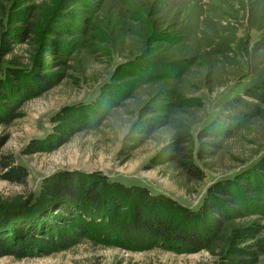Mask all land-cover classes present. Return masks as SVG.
Wrapping results in <instances>:
<instances>
[{
    "label": "trees",
    "instance_id": "trees-1",
    "mask_svg": "<svg viewBox=\"0 0 264 264\" xmlns=\"http://www.w3.org/2000/svg\"><path fill=\"white\" fill-rule=\"evenodd\" d=\"M196 5L0 0V125L12 123L24 101L74 79L79 85L97 83L98 93L87 103L66 106L58 130L41 150L51 151L76 133L110 127L127 114L119 128H126L119 158L127 160L155 140L158 149L149 166L162 167L186 192L201 185L214 160L229 156L240 163L207 188L197 210L163 194L148 196L145 206L134 197L147 194L145 188L107 183L96 173L56 172L37 194L0 202V256L52 253L96 236L128 249L205 248L224 264H254L238 243L257 231L251 216L264 214V42L249 48L253 32L264 36V0H210L211 11L202 16ZM193 27L191 37L187 30ZM21 44L26 61L17 55L5 60ZM91 62L104 71L89 73ZM245 79L252 83L244 94L195 135L206 113L196 94ZM113 129L118 136L120 130ZM235 143L241 153L233 156ZM244 143L255 148L256 158L245 160ZM3 171L7 178L26 180L25 170L5 155ZM20 214L21 221L14 219Z\"/></svg>",
    "mask_w": 264,
    "mask_h": 264
},
{
    "label": "rangeland",
    "instance_id": "rangeland-1",
    "mask_svg": "<svg viewBox=\"0 0 264 264\" xmlns=\"http://www.w3.org/2000/svg\"><path fill=\"white\" fill-rule=\"evenodd\" d=\"M172 1L181 5L197 4L198 15L201 16L211 11L208 6L210 0ZM187 31L192 37L196 28L193 27ZM242 32L241 29L238 35L242 36ZM263 42L264 36L253 32L249 48L260 46ZM239 44L241 47V41ZM25 47L24 44L15 46L13 53L8 54L5 60L17 55L22 61H26ZM119 60L117 59L116 62ZM103 67L101 64L91 62L87 70L91 74L94 72L100 74L104 71ZM251 83L252 79L236 80L225 87L217 88L214 92L203 89L197 93L196 96L200 97L206 105V113L204 121L194 129L195 135L205 121L213 118L229 101L242 96ZM96 84L89 82L79 85L74 79L71 83H62L41 96L24 101L18 109L17 118L8 126L0 125V140L2 141L0 156L11 157L14 164L21 166L27 174L26 180L16 181L7 178V171L0 172L1 203L12 204L14 199H23L29 192L37 194L46 177L56 172L78 170L99 174L107 183H119L125 188L137 186L145 188L147 194L134 192V197L141 200L145 206L149 202L148 196L151 198L163 194L182 206L197 210L204 200L207 188L214 181L230 175L239 167L240 163L230 160L229 156L216 159L212 162V169L204 170L206 177L201 185L196 190L186 192L166 176L162 167L151 168L149 166V160L158 149L155 140L151 139L136 148L127 160L119 158L121 157L119 151L122 139L126 132V128L121 130L119 128L121 122L126 121L127 114H124L122 120H114L110 127L102 126L101 130L79 132L51 151H45L43 148L41 150L40 147L47 145L45 143L47 140L44 139L52 138V134L58 130L56 124L63 118L61 117L62 110L66 106L93 100L98 93ZM113 126L120 130L116 137L112 131ZM245 143L242 148V153L246 155L245 160H250L253 156L256 158L253 154L256 151L255 148ZM232 145H234L231 146L233 156L241 153V151L236 152L238 143ZM123 195L132 196L129 193ZM24 216L20 214L14 216V219L21 221ZM251 218L255 220L257 231L241 239L238 245L252 254L254 264H264V214H255ZM6 231L8 230H5L6 235H10V231H8L9 234ZM0 234L4 235V233ZM223 261L205 248L193 252L178 251L163 246H155L146 250L134 247L128 249L97 240L96 236L84 237L76 245L52 253L40 252L21 258L12 254L0 256V264H224Z\"/></svg>",
    "mask_w": 264,
    "mask_h": 264
}]
</instances>
